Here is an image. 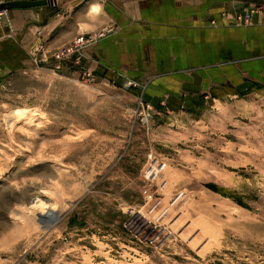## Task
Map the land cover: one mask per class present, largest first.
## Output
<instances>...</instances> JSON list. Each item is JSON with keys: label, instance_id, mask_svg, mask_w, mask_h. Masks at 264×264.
Returning a JSON list of instances; mask_svg holds the SVG:
<instances>
[{"label": "rangeland", "instance_id": "1", "mask_svg": "<svg viewBox=\"0 0 264 264\" xmlns=\"http://www.w3.org/2000/svg\"><path fill=\"white\" fill-rule=\"evenodd\" d=\"M65 1L0 12V264H264V85L144 109L56 62Z\"/></svg>", "mask_w": 264, "mask_h": 264}, {"label": "crops", "instance_id": "2", "mask_svg": "<svg viewBox=\"0 0 264 264\" xmlns=\"http://www.w3.org/2000/svg\"><path fill=\"white\" fill-rule=\"evenodd\" d=\"M93 5L101 7L97 14ZM250 6L261 10L237 24ZM47 25V47L109 27L78 60L79 70L158 113L264 85V0H68ZM131 82L141 88L129 89Z\"/></svg>", "mask_w": 264, "mask_h": 264}, {"label": "built area", "instance_id": "3", "mask_svg": "<svg viewBox=\"0 0 264 264\" xmlns=\"http://www.w3.org/2000/svg\"><path fill=\"white\" fill-rule=\"evenodd\" d=\"M260 10L261 8L258 6H250L243 13H239L236 16L235 21L237 24H243V23L248 24L252 21L254 16L260 12ZM111 31L112 30L109 28L108 30H105V31L89 33V34L79 36L73 42L66 44L61 48V50L55 56L56 62L71 63V62L80 60V58L84 56L87 50H89L90 48L95 46L97 43L102 41L104 38H106L111 33ZM88 79L93 80V76L89 74ZM130 87L134 89H140L141 85L137 82H131L129 85V89H131ZM142 107L144 109L151 108L149 104H143V103H142ZM162 165L163 164L158 163V160L152 161L144 172L145 177L149 180L157 177V171L162 167Z\"/></svg>", "mask_w": 264, "mask_h": 264}, {"label": "water", "instance_id": "4", "mask_svg": "<svg viewBox=\"0 0 264 264\" xmlns=\"http://www.w3.org/2000/svg\"><path fill=\"white\" fill-rule=\"evenodd\" d=\"M54 0H22L0 4V12L8 10H27L33 8L49 7Z\"/></svg>", "mask_w": 264, "mask_h": 264}, {"label": "bare ground", "instance_id": "5", "mask_svg": "<svg viewBox=\"0 0 264 264\" xmlns=\"http://www.w3.org/2000/svg\"><path fill=\"white\" fill-rule=\"evenodd\" d=\"M100 8H101L100 5H93V7H92V11L93 12L92 13H96L97 14V12L100 11ZM37 210L40 211L41 216L46 218V221L49 218L50 219L54 218L55 214H56V211H54L51 208V206H49V204L48 205H40V207Z\"/></svg>", "mask_w": 264, "mask_h": 264}]
</instances>
